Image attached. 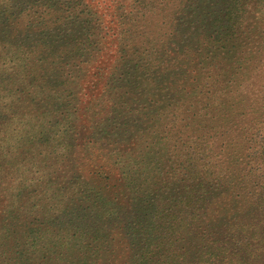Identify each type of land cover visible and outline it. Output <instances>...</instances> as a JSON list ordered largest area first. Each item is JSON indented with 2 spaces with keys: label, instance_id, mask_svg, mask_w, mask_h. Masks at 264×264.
Returning <instances> with one entry per match:
<instances>
[{
  "label": "trees",
  "instance_id": "16d2710c",
  "mask_svg": "<svg viewBox=\"0 0 264 264\" xmlns=\"http://www.w3.org/2000/svg\"><path fill=\"white\" fill-rule=\"evenodd\" d=\"M70 3L73 11L59 10L46 29L58 22L88 29L56 49L17 20L36 3L19 13L4 9L10 35L0 40V264H244L242 252L263 243L234 230H245L264 185V90L238 109L231 101L238 92L203 82L185 93L196 103H174L183 100L174 92L162 95L174 102L160 106L161 90L147 85L164 76L162 58L146 72L137 55L145 33L124 37L98 0ZM246 11L233 19L238 27ZM106 64L113 66L104 71ZM240 184L258 189L246 210L239 204L248 201L226 200L238 196ZM92 219L115 225L87 229ZM262 225L255 219L252 228Z\"/></svg>",
  "mask_w": 264,
  "mask_h": 264
},
{
  "label": "rangeland",
  "instance_id": "374dc122",
  "mask_svg": "<svg viewBox=\"0 0 264 264\" xmlns=\"http://www.w3.org/2000/svg\"><path fill=\"white\" fill-rule=\"evenodd\" d=\"M93 1L95 3V0ZM98 1L101 2L99 10L104 14L103 18H106L107 22L112 21L110 24L112 27L115 24L122 25L124 37L128 32L130 40H135L132 35H137L136 32L142 31L145 33L143 38H138L139 43H136L144 46L141 49L142 52L137 54L142 64H144L141 66V70L149 72L151 67L156 68V65L152 64H156L162 58L158 69L162 70L161 74H164V76L159 77L156 83L151 80L147 85V89L154 90L158 88L161 90V98H158L160 106L166 107L172 104L174 96L163 97L162 95L173 94L174 92H180L183 97L182 102L176 100L174 103L183 104L185 107L189 106L190 103H196L197 101L190 100V97L185 96V93L193 91L198 84L203 82H208L210 84L209 88L212 90H235V92H238L236 96L231 98V101H236L238 109L246 108V103L250 98L256 96V94L259 95L258 91L264 90V3L256 5L261 0H243V4L240 0ZM262 1L264 2V0ZM28 3H36L34 10L16 16L22 28L29 25L28 28L32 31L39 29L37 35H32V37L35 36V39L46 41L49 46L56 49L59 46L70 44L74 38L78 39L86 34L87 26L69 24L70 22H63L66 24L64 27L59 25L58 22V26L53 32L46 29V25L50 24L48 22L49 18L51 16L54 18L55 14H59V10L66 11V13H62L64 16L73 11L74 5L70 3V0H6L4 9L19 13ZM112 7L119 9L120 20H116L114 17ZM4 9L1 11V13H4L0 18V40L2 38L8 39L10 35L9 31L3 33L7 22ZM239 9L247 10L242 14L245 24L243 22L241 27L233 23V19L240 22L238 20V16H241L238 13ZM9 13L10 11H7V14ZM111 14L113 15L111 16ZM126 16L130 18V22L125 20ZM38 23L40 24L37 25ZM19 43L26 44L21 39ZM116 44L117 42L114 41L113 45ZM106 48L108 51L109 48ZM112 50H117V48ZM121 61L120 56L117 55L116 63H121ZM112 66L106 64L104 71ZM124 67L123 65L119 67L120 70H118L114 79L118 87L123 83L120 80L126 75V68ZM257 69H261L260 72H257ZM96 72L98 73V71ZM128 72H130L129 69H127ZM258 74H262L261 79L257 78ZM157 76H160L158 70L150 75L151 78ZM96 77L98 78L97 75ZM230 80L232 82L228 83ZM244 146L248 147L249 144L244 142L237 148L238 152L243 153ZM236 159L234 157L232 161ZM224 162L229 164L225 160ZM232 165H235V163H232ZM235 171V168H233L231 172ZM194 187H197V185H194ZM239 187L236 192L238 196L228 195L226 200L232 202L233 197L234 200H246L248 202L243 204L235 201L246 210L254 202L256 196V193L252 190L258 189L252 187L251 184H240ZM258 194L260 195H257V201L254 202L257 206L244 217L242 226L245 230L243 232L237 230V228L234 230L243 234L257 235V244L263 242L258 245L262 247L261 249L252 248L242 252L240 258L243 259L244 264H264V185ZM225 211L226 207L218 214L223 215ZM131 215H133V212ZM126 217L123 216L122 218L125 219ZM87 219V216H83L79 220ZM255 219L262 222L263 225L253 229ZM97 222L95 219L90 220L87 222L88 226L86 228L96 226L114 227L115 225L112 221L100 222L99 225L96 224ZM197 222L193 224V230L185 234V245L191 244L190 238L197 228ZM91 223L94 225H90Z\"/></svg>",
  "mask_w": 264,
  "mask_h": 264
}]
</instances>
